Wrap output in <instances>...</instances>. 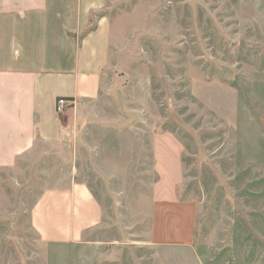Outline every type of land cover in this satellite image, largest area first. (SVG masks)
<instances>
[{"label": "rangeland", "instance_id": "374dc122", "mask_svg": "<svg viewBox=\"0 0 264 264\" xmlns=\"http://www.w3.org/2000/svg\"><path fill=\"white\" fill-rule=\"evenodd\" d=\"M110 14L111 88L69 137L103 224L84 241L42 242L29 213L55 172L48 159L1 181L0 264H183L191 247L202 264H264V0H118ZM153 131L183 148L173 203L151 201Z\"/></svg>", "mask_w": 264, "mask_h": 264}, {"label": "crops", "instance_id": "0c3cea01", "mask_svg": "<svg viewBox=\"0 0 264 264\" xmlns=\"http://www.w3.org/2000/svg\"><path fill=\"white\" fill-rule=\"evenodd\" d=\"M114 1L0 0V188L1 181H19L18 171L54 159L56 173L44 171V190L29 213L45 244L84 241L104 221L101 202L69 156V137L78 142L73 129L83 104L111 88L118 53ZM59 97L75 101L62 114ZM147 151L152 203L178 201L182 145L173 134L153 131ZM184 249L183 264H202L194 248Z\"/></svg>", "mask_w": 264, "mask_h": 264}, {"label": "built area", "instance_id": "2783aa9c", "mask_svg": "<svg viewBox=\"0 0 264 264\" xmlns=\"http://www.w3.org/2000/svg\"><path fill=\"white\" fill-rule=\"evenodd\" d=\"M74 100L66 98V97H59L56 101V111L60 114L65 112L69 107L74 105Z\"/></svg>", "mask_w": 264, "mask_h": 264}]
</instances>
